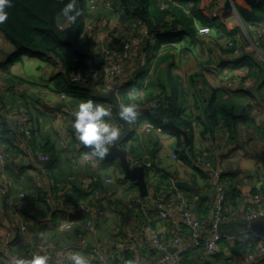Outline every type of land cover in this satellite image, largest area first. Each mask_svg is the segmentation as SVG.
Returning <instances> with one entry per match:
<instances>
[{
    "label": "crops",
    "instance_id": "obj_1",
    "mask_svg": "<svg viewBox=\"0 0 264 264\" xmlns=\"http://www.w3.org/2000/svg\"><path fill=\"white\" fill-rule=\"evenodd\" d=\"M220 1L212 0L208 14L221 17L224 21L221 28L212 26L209 34L198 33L197 27L207 24L194 17L191 34L162 43L157 50L153 47L154 33L151 31L126 71L117 78L119 101L124 102V96L119 95L121 92L134 96L140 101L139 112L155 103L157 96H168L175 90L180 110L192 126L189 138L194 152L183 159L173 135L164 130L161 133L144 132L143 123L148 120L142 116L131 123V132L122 147L139 163L146 164L148 195L144 197L132 181L124 178L117 162L96 157L74 138L71 111L76 110L83 98L61 90L51 77V66L35 55L24 54L7 61L13 45L0 31V147L6 152L0 177L9 189L7 196H0V236L10 233L16 255L47 250L53 264H62L71 251H83L89 255L92 264H105L99 262L89 249V246L101 244L109 264H123L132 256L150 260L155 254L146 249L147 224L159 228L167 249H174L171 238L176 229L180 234H186L188 230L176 214L159 218L152 200L155 195H161L167 202L183 199L197 215L206 216L215 190L208 173L195 164V158L209 160L222 170L227 198L224 221L234 218L246 221L242 213L254 191H258L264 200V108L247 91L261 68L248 56L251 51L244 49L243 54L238 55L225 48V40L236 26L238 31L232 37L237 38L239 45L246 46L251 42L250 38H254L257 28L264 24L251 23L250 38L244 35L247 39L244 43L237 18L233 21L230 10L226 15L227 2ZM115 2L114 11L96 17L105 20L103 31L108 37L105 45L118 52L121 43L135 38L143 26L138 28L133 23L126 27L122 22L123 10L117 0ZM166 2L181 6V0ZM158 7L159 1L151 0V10ZM166 20L170 21L171 16L168 15ZM263 41L260 56L264 59ZM227 80H234V85L227 86ZM98 86L97 81L95 87ZM211 88L218 89L220 96L230 98L244 108L243 115L236 121V136L230 135L221 125L215 128L210 125L205 111ZM259 89L264 99V78ZM62 92H65V98L61 97ZM90 94L96 96L91 91ZM92 99L111 109L109 118L119 120L109 102ZM25 123L31 127L29 137L21 129ZM44 145L51 148L46 151L49 155L46 162L34 155V150H43ZM69 161L70 167L66 165ZM108 167L115 168L116 178L105 172ZM248 180L253 185L245 194L242 186ZM231 186L239 188L241 193L231 197ZM81 192L84 197H78V200L86 203L89 209L75 210L71 204ZM122 194L126 196L125 200L118 199ZM89 219L94 220L92 230L85 229ZM64 220H71L73 225L70 229L59 230L57 226ZM263 222L250 227L259 229ZM22 224L27 226L25 232L20 230ZM79 231H84L88 247L78 244L76 234ZM247 240L257 244L246 230L224 235L215 255L206 256L201 246L193 247L185 254L182 264H256L246 261L243 252L237 249L239 241L245 243ZM0 264L8 263L0 257ZM258 264H264V261Z\"/></svg>",
    "mask_w": 264,
    "mask_h": 264
},
{
    "label": "trees",
    "instance_id": "obj_2",
    "mask_svg": "<svg viewBox=\"0 0 264 264\" xmlns=\"http://www.w3.org/2000/svg\"><path fill=\"white\" fill-rule=\"evenodd\" d=\"M66 2L67 0H12L9 18L4 24H0V31L13 45V50L8 54L6 60L12 61L24 54L35 55L51 66V77L61 90L83 99L96 98L101 102H106V100L90 94V90L87 88L91 82L97 84V80L91 77V73L99 74L100 70H97L91 63V60L99 62V54L95 51V32L84 29L85 21L88 18L86 2L77 0L81 15L75 23L66 22L61 13ZM117 2L123 10L122 22L126 23V27L135 23L138 28L148 26L149 29H152V33H154L153 47L155 46L156 50L162 43L179 40L185 34H191L194 17L210 28L212 26L221 28L224 25L221 17L208 14L212 0H181V6L169 3L165 10L158 9V7L155 11L151 10V0H117ZM239 3H236L237 14L242 28L245 26L247 36L250 38L249 25L251 23L264 24V0H255L254 2L242 0ZM225 10H228L225 13L228 15L230 3L227 2ZM168 15L171 16L170 21L166 20ZM61 21L63 25L59 26ZM161 30L166 31L161 32ZM237 31L238 27L236 26L233 33ZM233 33L227 37H231L230 39L237 43V39L232 37ZM146 39L147 35L144 36L141 45L146 42ZM228 42H225V48L232 51L233 47L229 46ZM76 69H80L84 74L90 76L88 84L82 85L72 79V73ZM174 92L175 90L168 96H157L155 103L144 111H140L139 113L142 115L139 114L138 117L142 116L173 135L176 138V147L180 152V157L186 159L194 150L191 140L189 143H185L180 129H184L189 137L193 131L190 122L184 118L180 110ZM211 93L205 111L210 125L212 128L221 125L229 131L230 135L236 136V121L243 115L244 108L238 102L220 96L218 89L211 88ZM259 93H261L260 89ZM119 95L124 96L122 98L124 102L122 100L120 104H140V101L134 96L123 95L122 92ZM112 111L114 110L112 109ZM233 114H236L235 118ZM0 124L2 123L0 122ZM126 140L121 145L125 144ZM41 148L43 151L45 150L44 152L51 149L47 148V145ZM231 187V193L228 192L231 197H236L241 193L239 188ZM78 197H84V192L79 193L72 203L79 202ZM245 247L244 242H238L237 249H240L241 252Z\"/></svg>",
    "mask_w": 264,
    "mask_h": 264
},
{
    "label": "built area",
    "instance_id": "obj_3",
    "mask_svg": "<svg viewBox=\"0 0 264 264\" xmlns=\"http://www.w3.org/2000/svg\"><path fill=\"white\" fill-rule=\"evenodd\" d=\"M158 1L160 9L165 10L167 7L166 0ZM85 2L88 18L85 21L84 29L95 32V51L99 54L101 69L99 74H96V72L91 73V77L99 82L97 88L100 91L107 92L109 89L114 88L115 92L119 93L117 78L126 71L128 64L136 57L144 36L147 34V29L143 27L135 38L124 40L121 43L119 51L116 52L112 46L105 45V40H107L108 37L103 31V28L105 27L104 18L96 17L98 14L107 11H114V0H85ZM213 15H215V13H213ZM59 26H62V24ZM197 30L198 33L207 34L210 31V27L207 25L198 26ZM263 39L264 28H259L257 29L251 43L258 50ZM228 44L230 46L233 45L234 42H228ZM232 52L238 55L241 53L239 48L236 47H233ZM71 77L74 81H77L82 85L88 84L90 81V76L84 74L80 69L74 70ZM234 83V80H227L226 85L233 86ZM61 97L65 98L66 94L62 92ZM71 112V115L73 116L75 110H72ZM115 122L121 127L120 122L117 120ZM131 123L132 122H130V124ZM21 129L26 135H28V137L31 135L30 125L25 123ZM142 129L146 133L163 132V129L160 126H156L149 121L143 123ZM73 136L77 139L74 130ZM34 155L41 161L46 162L49 160V155L43 150H34ZM127 157L131 165L141 164L137 159L128 154ZM176 157L180 160L178 156ZM194 162L208 173L210 182L215 190L212 205L207 215L203 217L197 215L194 209H192L183 199H179L176 202H167L161 197V195H155L152 200V206L157 212L158 217L165 219L171 214H176L178 221L188 230V232L186 234H180L176 229L171 238V243L175 246V249L169 251L166 242L162 240V231L159 228H154L150 224H147L146 229L149 231V238L146 244V249L148 251H153L155 254L154 257L150 260H141L140 257L132 256L123 264H130V262H132V264H182L185 254L193 247L201 246L206 256L215 255L219 251V243L224 238V235L217 230V227L219 222L224 221L225 203L227 199L225 185L222 178V170L214 167L209 160L195 158ZM5 163L6 152L0 147L1 171H3ZM144 164L145 163H143V165ZM8 191V186H6L3 178L0 177V196L6 195ZM71 205L75 210L89 209L86 203L82 201L74 202ZM242 218L246 221L249 219L264 218V200L258 191H254L250 194L247 206L242 213ZM72 225L73 222L71 220H64L58 224V226L61 228L63 227L64 229H70ZM26 228L27 226L25 224L20 226V230L23 232H25ZM85 229H94L93 219H89L85 222ZM246 231L247 233H250V235H253L257 240V244L248 241V239L247 242H245L246 247L243 251V257L246 261L258 264L261 261H264V222L259 229L253 230L251 227H248ZM83 232L84 231L77 232L76 237L78 244L84 248L86 246L88 247V242L87 237ZM89 249L99 262L109 264L101 244L89 246ZM14 255L16 254L13 250L12 236L10 233H5L3 236H0V257L4 263L9 264L10 258Z\"/></svg>",
    "mask_w": 264,
    "mask_h": 264
},
{
    "label": "clouds",
    "instance_id": "obj_4",
    "mask_svg": "<svg viewBox=\"0 0 264 264\" xmlns=\"http://www.w3.org/2000/svg\"><path fill=\"white\" fill-rule=\"evenodd\" d=\"M11 5L12 0H0V24H4L8 20ZM61 13L66 22L75 23L81 15L77 0H67L61 9ZM146 29L148 34V27ZM116 110L120 120L124 122H134L140 114L137 105L134 103L117 105ZM110 112L111 109L103 103L87 98L79 102L71 121L78 141L83 146L88 147L91 153L100 159L105 158L106 154L113 146L117 145L123 135L122 125L120 127L118 123L109 118ZM9 264H53V261L49 251L41 250L33 251L28 255H14L10 258ZM62 264H92V260L83 251H71Z\"/></svg>",
    "mask_w": 264,
    "mask_h": 264
},
{
    "label": "water",
    "instance_id": "obj_5",
    "mask_svg": "<svg viewBox=\"0 0 264 264\" xmlns=\"http://www.w3.org/2000/svg\"><path fill=\"white\" fill-rule=\"evenodd\" d=\"M255 0H246V2H254ZM149 29V28H148ZM152 29L148 30V34ZM248 56L252 57L260 66V72L257 75L254 82L247 88V91L253 96L255 101L264 108V99L262 98L261 94L258 91L259 85L262 82V79L264 78V66L261 61L257 59L256 56H254L253 53H247ZM92 66L96 67L97 70L100 69V63L96 62L94 60H91ZM91 92H93L97 97L106 100L109 102L113 108V110L117 114L116 106L121 105L119 101V97L117 93L115 92L114 88L109 89L107 92H102L99 89L95 87V83L91 82L87 87ZM118 116V114H117ZM119 121L122 125V131L123 135L119 139L117 145L113 146L110 151L106 154L105 158H118L119 164L123 170V176L124 178L132 181L138 188L139 193L142 197L148 195V189H147V183H146V177H145V167L142 164L139 165H131L128 157H127V150L121 146V143L127 139L131 132V125L130 122H124L121 121L118 116ZM181 134L184 137L185 143L190 142V138L188 136V133L184 129H180ZM253 185L252 181L248 180L244 183L242 186V192L245 194H248L251 190V186ZM263 219V218H262ZM264 221V219L262 220ZM257 219H250L249 221L239 220V219H231L228 221H223L218 223L217 230L221 232L223 235L231 236L236 232L246 230L248 227L256 226ZM175 249V248H174ZM169 249V251L174 250Z\"/></svg>",
    "mask_w": 264,
    "mask_h": 264
},
{
    "label": "rangeland",
    "instance_id": "obj_6",
    "mask_svg": "<svg viewBox=\"0 0 264 264\" xmlns=\"http://www.w3.org/2000/svg\"><path fill=\"white\" fill-rule=\"evenodd\" d=\"M116 0H114V3L115 4H117L116 2H115ZM224 0H221L220 1V3L221 2H223ZM242 2V0H226V2H228V3H231V6H230V13L232 14V16H233V21H234V19L236 20V18H237V20H238V25L240 26V20H239V17H238V14H237V4L239 3V2ZM246 1V0H245ZM237 3V4H236ZM156 10H157V8H156ZM153 11H155V9L153 10ZM117 17V15H115V18ZM112 23H115V20H113L112 21ZM60 24H62L63 25V23H62V21H61V23ZM59 24V25H60ZM259 28H264V26H261V27H258L257 29H259ZM240 32H239V34H240V36H241V38H242V40H243V42L245 43L246 42V38L244 37V35H247V30H246V28H245V26L242 28L241 26H240ZM257 31V30H256ZM210 32V31H209ZM241 32H243V34H241ZM207 34H209V33H207ZM237 39V38H236ZM240 39V38H239ZM241 40V39H240ZM253 39H251L250 41H252ZM227 41H229V42H236V41H233V40H231L230 38H226V40H225V42H227ZM238 41V40H237ZM229 45V44H228ZM245 45V44H244ZM230 46H232V47H236V48H239V50H240V52H241V54L245 51V50H247V51H251L250 53H253L254 54V56H256L257 57V59L259 60V61H261L262 63H263V66H264V59L260 56V53H261V48H259L258 50L255 48V46H253L252 45V43L251 42H249L246 46H241V45H239L238 43H234V45H230ZM245 49V50H244ZM260 51V52H259ZM261 58V59H260ZM236 84H238V78H236ZM72 113V112H71ZM107 160H109V162H117V167L120 169V170H122V168H121V166H120V164H119V160L118 159H113V158H110V159H107ZM66 165L67 166H71V162L69 161V162H67L66 163ZM65 166V165H64ZM66 166V167H67ZM64 170H66V169H64ZM123 171V170H122ZM105 172H107V173H109V174H111L114 178H116V171H115V168H113V167H108L106 170H105ZM127 180V179H126ZM9 194V191H8V193L6 194V195H4V196H7ZM20 194H22V195H24V192L23 193H20ZM124 197H126L125 195H121V196H118V199H123V200H125V198ZM262 218H257V222H256V226H258L261 222H262ZM255 226V227H256ZM57 228H59V230H63L64 228L62 227H60V226H57ZM42 242V241H41ZM40 242V243H41ZM47 243H49V242H47Z\"/></svg>",
    "mask_w": 264,
    "mask_h": 264
}]
</instances>
